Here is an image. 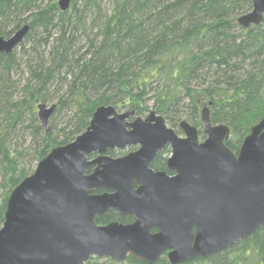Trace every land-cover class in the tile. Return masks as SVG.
Listing matches in <instances>:
<instances>
[{
  "label": "trees",
  "instance_id": "trees-1",
  "mask_svg": "<svg viewBox=\"0 0 264 264\" xmlns=\"http://www.w3.org/2000/svg\"><path fill=\"white\" fill-rule=\"evenodd\" d=\"M57 2L0 0V36L28 25L19 45L0 53V227L14 187L81 134L98 106L134 117L152 109L176 132L185 120L199 135L206 106L213 125L229 128L225 145L235 153L264 117V17L248 28L237 22L252 0H72L66 11ZM40 103L55 105L47 127ZM59 113L60 129L52 122ZM105 261L146 264L130 255ZM153 264L170 263L164 255ZM181 264H264V226Z\"/></svg>",
  "mask_w": 264,
  "mask_h": 264
},
{
  "label": "water",
  "instance_id": "water-1",
  "mask_svg": "<svg viewBox=\"0 0 264 264\" xmlns=\"http://www.w3.org/2000/svg\"><path fill=\"white\" fill-rule=\"evenodd\" d=\"M71 1L57 5L66 11ZM263 17L264 0H252L237 22L248 28ZM27 31L24 25L0 36V53L10 54ZM54 107L37 105L43 127ZM200 121L206 138L199 143L197 128L185 120L178 124L181 139L153 110L141 118L98 106L81 134L53 148L11 191L0 227V264H86L92 257L121 263L129 255L153 264L167 249L168 262L181 264L249 237L264 226V117L251 127L238 155L225 145L229 128L213 125L208 107L201 109ZM166 144L172 147L167 166L176 172L171 178L148 167ZM135 145L123 157L106 155ZM134 180L143 184L135 191ZM101 188L112 193H94ZM108 209L136 220L97 224L95 217ZM152 227L158 233L151 234Z\"/></svg>",
  "mask_w": 264,
  "mask_h": 264
},
{
  "label": "flooded vegetation",
  "instance_id": "flooded-vegetation-1",
  "mask_svg": "<svg viewBox=\"0 0 264 264\" xmlns=\"http://www.w3.org/2000/svg\"><path fill=\"white\" fill-rule=\"evenodd\" d=\"M131 119H133V118H131ZM176 135H177L178 138H181V139L185 138V134L182 131L181 132H176ZM205 138H206V135H199V133H198L197 142H199V143L200 142H203L205 140ZM138 148H139V146L138 145H135V146H127V147L122 148V149H111V150H108L106 152V155H108V156H110L112 158L123 157V156L127 155L130 152L136 151ZM238 152H239V150L237 151V153H235V152H233V153L235 155H238ZM171 155H172V147H171V145L170 144L164 145L162 148H160L156 152L155 156L150 161L149 166H148L149 169L153 173H164L165 176H167L169 178L175 176L176 175V172L169 170V168L167 166L168 159L170 158ZM92 156L93 155H91L90 158H92ZM90 168H91V171H92L93 170V167H90ZM130 185H131V189L133 191H135V190L138 189V187L140 185H143V184L138 183V182H136L134 180V181L131 182ZM97 190L100 191L98 193H103V194H110V193H112L111 190H108V189H105V188L96 189V190H94V193H97V192H95ZM107 212H113L116 215V218L114 220H111V221L105 223V224H108L110 222H119L121 224H132L136 220V217L134 215H130V214L123 215V214H121L119 211H117L115 209H108L104 213H107ZM119 219H124V222L119 221ZM105 224H99V225H105ZM158 231H159V229L157 227H152L151 230H150V233L151 234H156V233H158ZM192 231L194 232V228L192 229ZM170 251H171V249H167V250L163 251V253L160 255L159 258H161L164 255L167 258V253L170 252ZM167 260H168V258H167Z\"/></svg>",
  "mask_w": 264,
  "mask_h": 264
},
{
  "label": "rangeland",
  "instance_id": "rangeland-1",
  "mask_svg": "<svg viewBox=\"0 0 264 264\" xmlns=\"http://www.w3.org/2000/svg\"><path fill=\"white\" fill-rule=\"evenodd\" d=\"M50 105V104H49ZM206 107V106H205ZM203 108V107H202ZM152 109H149L146 113H145V115H143V117H141V118H145L148 114H149V112L151 111ZM120 111H123V110H121L120 109ZM154 111V110H153ZM52 116V115H51ZM52 117H50V119H51ZM49 119V120H50ZM52 122L56 125V127L58 128V129H60L61 127H63L65 124H63V115L62 114H60L59 113V115H57L56 116V118L55 119H53L52 120ZM167 125V124H166ZM167 127H169L168 125H167ZM169 128H171V127H169ZM173 129V128H172ZM174 130V129H173ZM175 131V130H174ZM181 132V131H180ZM55 148V147H54ZM37 164H38V162L34 165V168H33V170H32V173L34 172V170H35V168H36V166H37ZM33 165L30 167V168H32L33 167ZM31 173V174H32ZM31 174H29V175H31ZM29 175H27V176H29ZM26 176V177H27ZM24 179V178H23ZM22 179V180H23ZM21 180V181H22ZM20 181V182H21ZM15 188V187H14ZM105 259H109V258H103V259H99V258H96V257H93L92 259H91V261H90V264H105V263H107L106 261H105ZM126 259V258H125ZM114 261V260H113Z\"/></svg>",
  "mask_w": 264,
  "mask_h": 264
}]
</instances>
